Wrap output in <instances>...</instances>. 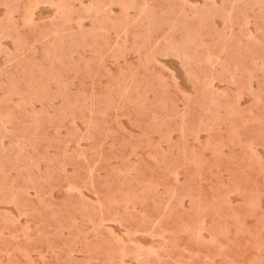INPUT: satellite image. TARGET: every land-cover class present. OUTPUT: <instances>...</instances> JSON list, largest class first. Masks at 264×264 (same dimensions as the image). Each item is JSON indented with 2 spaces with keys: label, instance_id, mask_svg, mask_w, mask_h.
Listing matches in <instances>:
<instances>
[{
  "label": "rangeland",
  "instance_id": "374dc122",
  "mask_svg": "<svg viewBox=\"0 0 264 264\" xmlns=\"http://www.w3.org/2000/svg\"><path fill=\"white\" fill-rule=\"evenodd\" d=\"M0 264H264V0H0Z\"/></svg>",
  "mask_w": 264,
  "mask_h": 264
}]
</instances>
